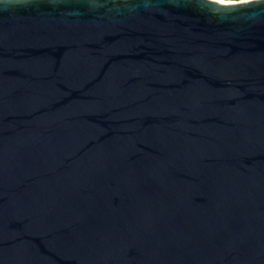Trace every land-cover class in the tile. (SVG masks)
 <instances>
[{
	"label": "water",
	"instance_id": "obj_1",
	"mask_svg": "<svg viewBox=\"0 0 264 264\" xmlns=\"http://www.w3.org/2000/svg\"><path fill=\"white\" fill-rule=\"evenodd\" d=\"M0 264H264V0H0Z\"/></svg>",
	"mask_w": 264,
	"mask_h": 264
},
{
	"label": "rangeland",
	"instance_id": "obj_2",
	"mask_svg": "<svg viewBox=\"0 0 264 264\" xmlns=\"http://www.w3.org/2000/svg\"><path fill=\"white\" fill-rule=\"evenodd\" d=\"M226 1H231V2H240V1H245V0H226Z\"/></svg>",
	"mask_w": 264,
	"mask_h": 264
}]
</instances>
